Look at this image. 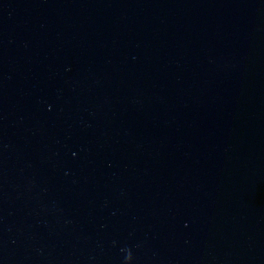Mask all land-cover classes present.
Masks as SVG:
<instances>
[{
    "label": "water",
    "instance_id": "1",
    "mask_svg": "<svg viewBox=\"0 0 264 264\" xmlns=\"http://www.w3.org/2000/svg\"><path fill=\"white\" fill-rule=\"evenodd\" d=\"M0 264H264V0H0Z\"/></svg>",
    "mask_w": 264,
    "mask_h": 264
},
{
    "label": "clouds",
    "instance_id": "2",
    "mask_svg": "<svg viewBox=\"0 0 264 264\" xmlns=\"http://www.w3.org/2000/svg\"><path fill=\"white\" fill-rule=\"evenodd\" d=\"M129 259H131V257L129 256Z\"/></svg>",
    "mask_w": 264,
    "mask_h": 264
}]
</instances>
